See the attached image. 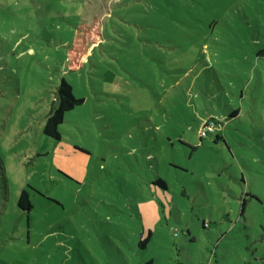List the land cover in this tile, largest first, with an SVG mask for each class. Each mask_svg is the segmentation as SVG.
<instances>
[{"label": "rangeland", "instance_id": "1", "mask_svg": "<svg viewBox=\"0 0 264 264\" xmlns=\"http://www.w3.org/2000/svg\"><path fill=\"white\" fill-rule=\"evenodd\" d=\"M0 264H264V0H0Z\"/></svg>", "mask_w": 264, "mask_h": 264}, {"label": "trees", "instance_id": "2", "mask_svg": "<svg viewBox=\"0 0 264 264\" xmlns=\"http://www.w3.org/2000/svg\"><path fill=\"white\" fill-rule=\"evenodd\" d=\"M84 35L85 37L83 38V40L77 41V43L72 48V69H76L80 65L83 56L86 52V47L88 43L94 42L95 40L99 39V27L96 20L89 25ZM82 102L83 98L76 97L72 93L71 85L69 84V82L64 79H61L56 90V104L52 106L51 111L49 112L43 125L44 134L53 138H59L60 133L58 131V125L63 121L64 113ZM238 112L239 110L237 108H234L229 112L228 116L224 118H218L212 115L207 119L203 120L199 128L204 131V134L201 135L198 132L199 139L201 140L208 134H214L213 140L217 142V139L221 138L220 131H223V125L225 120L228 117L231 118L233 116H236ZM155 183L162 187L166 186L165 181L160 177L155 180ZM17 205L20 209L26 211H29L32 207L31 200L25 188L21 189L18 195ZM141 245L143 246L144 243Z\"/></svg>", "mask_w": 264, "mask_h": 264}, {"label": "built area", "instance_id": "3", "mask_svg": "<svg viewBox=\"0 0 264 264\" xmlns=\"http://www.w3.org/2000/svg\"><path fill=\"white\" fill-rule=\"evenodd\" d=\"M202 134H204V131L202 130Z\"/></svg>", "mask_w": 264, "mask_h": 264}]
</instances>
